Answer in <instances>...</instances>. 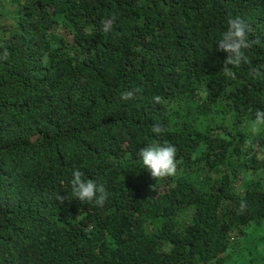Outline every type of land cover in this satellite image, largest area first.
I'll use <instances>...</instances> for the list:
<instances>
[{
    "label": "trees",
    "instance_id": "16d2710c",
    "mask_svg": "<svg viewBox=\"0 0 264 264\" xmlns=\"http://www.w3.org/2000/svg\"><path fill=\"white\" fill-rule=\"evenodd\" d=\"M230 17L258 41L235 79ZM0 44V264H264V0H0ZM166 143L156 181L138 153Z\"/></svg>",
    "mask_w": 264,
    "mask_h": 264
},
{
    "label": "clouds",
    "instance_id": "9594fccd",
    "mask_svg": "<svg viewBox=\"0 0 264 264\" xmlns=\"http://www.w3.org/2000/svg\"><path fill=\"white\" fill-rule=\"evenodd\" d=\"M115 23V18H109L102 21V31L110 32ZM228 28L221 35V38L216 42L218 47L216 51L225 52L227 54L224 60L222 74L235 79L234 68H239L241 65H251L252 61L247 54V50L251 49L254 43L250 39V26L239 17H230L227 21ZM3 52L0 53V59L7 60L9 51L7 47L0 44ZM250 75L254 78L264 76L258 68L250 67ZM138 91V90H136ZM122 100H132L135 98L134 91H124L121 94ZM160 97H154V100L159 103ZM264 130V110H257L255 119L249 122L248 132L255 136ZM152 131L156 134L162 133L163 129L160 125H153ZM143 169L150 172L152 178L160 181L169 177H175L178 172V162L176 159L177 149L174 145L166 143L164 145L149 144L142 148L138 153ZM85 174L76 169L72 173L71 187L75 198L81 202H94L96 206L103 207L108 200V192L103 184H98L93 179H85ZM157 184L153 185V190H156ZM63 201V197H58ZM247 205L245 201H241L240 210L243 212Z\"/></svg>",
    "mask_w": 264,
    "mask_h": 264
}]
</instances>
